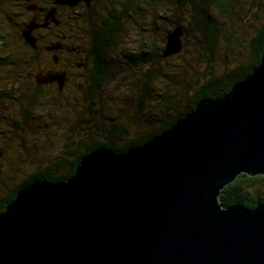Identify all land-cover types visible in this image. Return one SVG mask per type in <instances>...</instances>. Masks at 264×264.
<instances>
[{
    "label": "water",
    "instance_id": "1",
    "mask_svg": "<svg viewBox=\"0 0 264 264\" xmlns=\"http://www.w3.org/2000/svg\"><path fill=\"white\" fill-rule=\"evenodd\" d=\"M81 1L93 0L56 4ZM33 28L22 30L31 47ZM182 36L167 33L163 57L181 52ZM36 80L64 85L59 74ZM241 174L264 177V51L225 96L144 145L95 149L68 180L19 190L0 214V264H264V204L218 202Z\"/></svg>",
    "mask_w": 264,
    "mask_h": 264
},
{
    "label": "trees",
    "instance_id": "2",
    "mask_svg": "<svg viewBox=\"0 0 264 264\" xmlns=\"http://www.w3.org/2000/svg\"><path fill=\"white\" fill-rule=\"evenodd\" d=\"M118 4L120 7L113 4L115 8L112 6L108 15L95 23L102 28L103 34L101 44L95 49L100 64L92 73L90 92L84 96L85 104L91 102L93 107V99L100 98L107 85L117 80L119 69L112 54L121 39L124 20L150 12L167 24L161 45H149L151 48L136 55L123 53L119 56L128 66L131 78L140 75V83L137 81L131 85L130 93L136 97L137 113L148 102H153L149 106L150 119L143 123L137 121L134 127L116 121L107 126L93 124L90 127V120L80 117L78 122L83 128L105 132L104 138L89 137L94 135L89 133L77 141L72 140L70 147L66 146L57 158L33 171L0 197V214L15 199L17 192L28 185L36 181L59 183L71 178L81 159L95 149L105 148L121 154L129 148L144 145L184 118L200 101L225 96L235 83L249 76L260 63L264 51V0H123ZM117 8H120L119 12H116ZM176 27L183 32L181 52L190 48L195 56L192 58L194 64L183 71L179 84L174 85L176 81L169 79L172 71L167 61L178 57L181 52L169 57H163L162 53L167 33ZM9 59L16 64L14 67L20 65L18 56ZM160 63H165V67L160 68ZM165 79L174 85L172 91L168 88L152 94V85ZM23 85L24 80L19 81L17 77L0 78V99L12 102L9 126L17 137L20 133H34L29 122H24L21 117H30L40 105L35 103V94L26 92ZM155 118L160 119L157 122ZM139 125L143 126L138 130ZM22 160L29 162L30 157L27 155ZM11 170H14L13 166ZM218 202L223 208L240 205L253 209L264 204V177L239 175L222 189Z\"/></svg>",
    "mask_w": 264,
    "mask_h": 264
},
{
    "label": "rangeland",
    "instance_id": "3",
    "mask_svg": "<svg viewBox=\"0 0 264 264\" xmlns=\"http://www.w3.org/2000/svg\"><path fill=\"white\" fill-rule=\"evenodd\" d=\"M18 3L19 0H0V34L8 39V45L6 46L2 45L0 39V59H4L3 63L0 62V78L5 77L3 73L6 74L7 70L15 68L14 66L5 65L8 57L12 58L16 55L20 61L31 57L14 33V25L17 22L14 15L20 11L17 8ZM166 26V22L159 17L155 18L154 14L152 15L150 12L144 13L141 17L133 15L131 18L124 20L121 39L112 54L114 63L118 65L117 69H119L116 76L117 80L107 85L100 98L93 99V107L91 102L87 104L86 101L85 104V95L81 92V86L73 83L74 97L72 99L59 98L62 104L59 100H52L53 102L49 101L48 105H42L41 109L35 111V115H38L35 123L34 120L29 121L30 126L34 129L32 135L20 133L22 139L21 135L17 137L10 130L9 117L11 114L0 102V197L21 183L33 171L57 158L66 146L70 147L72 140L77 141V139L83 138L89 133L94 134L89 137L104 138L105 132H97L95 129L87 131L83 128L78 122L80 117L81 119L90 120V127L93 124L101 127L102 125L107 126L112 121L127 123L130 127H134L135 122L143 123V121L150 119L149 106L153 102H148L137 113L135 110L136 97L130 93V86L136 84L137 81L140 83V79H138L140 75L136 77L133 75V78H131L132 75L128 66L121 62L119 56L123 53L136 55L151 48L149 45L153 44L156 47L160 46L161 37L164 29L167 28ZM193 56H195V52L189 48V50L182 51L178 57L167 61L172 71L169 79L176 81L174 85L179 84V78L183 71L188 70L189 65L194 64ZM162 67H165V63H160V68ZM173 86L168 79L161 83L155 82L152 85L154 89L152 94L156 91L162 93L168 88H171L172 91ZM87 106H90V108H87ZM159 119L155 118V121L158 122ZM142 126H137L138 130L142 129ZM27 155L30 157L29 162L22 160ZM12 166L14 170H11Z\"/></svg>",
    "mask_w": 264,
    "mask_h": 264
},
{
    "label": "flooded vegetation",
    "instance_id": "4",
    "mask_svg": "<svg viewBox=\"0 0 264 264\" xmlns=\"http://www.w3.org/2000/svg\"><path fill=\"white\" fill-rule=\"evenodd\" d=\"M56 1L19 0L17 8L20 11L14 13L17 18L14 33L31 57L19 62L20 69L15 67L7 70L6 74L3 73L5 78L12 76L17 77L19 81L24 80V90L35 94V103L40 104L38 110L52 100L72 99L73 83L81 86L83 95L90 92L92 73L95 66L100 64L95 49L101 44L103 37L102 28L95 23L105 18L112 6L113 9L116 4L120 7L118 3L123 0H93L88 4L81 1L74 7L58 5ZM52 11L53 17L47 18ZM119 11L120 8H117L116 12ZM29 24L34 26L31 32L35 40L34 47L28 45L22 37V30ZM0 39L2 45H8V39L4 35L0 34ZM0 60L3 63L4 59ZM9 60L6 59L5 65H16ZM48 73L64 75L61 90L57 82L37 83L38 75L45 76ZM0 102L8 111L13 108L11 101L0 99ZM36 116L38 115L34 112L30 117L24 115L21 119L24 122H32L36 120Z\"/></svg>",
    "mask_w": 264,
    "mask_h": 264
}]
</instances>
